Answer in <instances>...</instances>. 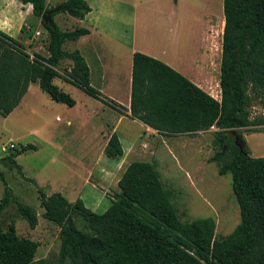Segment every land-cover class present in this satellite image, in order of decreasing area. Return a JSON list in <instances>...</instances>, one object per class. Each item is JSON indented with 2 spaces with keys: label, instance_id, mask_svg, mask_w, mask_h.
Instances as JSON below:
<instances>
[{
  "label": "trees",
  "instance_id": "1",
  "mask_svg": "<svg viewBox=\"0 0 264 264\" xmlns=\"http://www.w3.org/2000/svg\"><path fill=\"white\" fill-rule=\"evenodd\" d=\"M30 4L33 16L48 34L47 56L29 52L27 45L0 30V114L9 115L21 102L29 85L69 107L76 101L53 83L64 60L71 65L62 76L88 95L111 105L90 84V69L79 50L67 51L66 40L88 34L85 27L61 30L41 19L46 0H19ZM224 27L220 60V99L201 89L163 61L145 53L132 54L130 117L165 136L194 135L215 127L214 153L209 161L218 173L231 175L240 221L225 237H215L211 217L181 221L164 189L154 164L130 162L117 181L109 206L97 213L81 198L69 201L60 192L38 188L42 216L59 226V264H264V157H254L240 129L264 130V115L252 118L250 102L264 104V0H223ZM57 11L83 19L91 10L86 0H64ZM54 9V7L50 8ZM22 30V29H20ZM119 105V104H118ZM123 108L121 105H119ZM258 127V129H256ZM234 130L243 142L235 144ZM35 149L32 144L11 148L0 163L23 174L16 157ZM110 159H120L123 148L112 133L104 148ZM0 215L12 202L33 229L38 215L15 196L4 182ZM80 217L87 230L79 229ZM38 242L19 236L12 220L6 229L0 221V264H43L35 259Z\"/></svg>",
  "mask_w": 264,
  "mask_h": 264
},
{
  "label": "rangeland",
  "instance_id": "2",
  "mask_svg": "<svg viewBox=\"0 0 264 264\" xmlns=\"http://www.w3.org/2000/svg\"><path fill=\"white\" fill-rule=\"evenodd\" d=\"M3 1L6 0H0V6ZM62 1L46 0L45 3L47 9H57ZM86 1L102 11L98 18L107 31L100 50L105 63L103 74L97 71L98 64L91 58V49L85 46L92 70L90 84L123 103L127 102L129 92L127 48L133 36L137 43L159 49L169 41L176 43L182 61L189 65L194 60L199 63L207 60L201 55L207 45V32L213 38V49H220L219 19L224 16L223 0ZM10 2L7 11L13 22L11 36L27 40L29 52L47 56L48 34L40 20L23 10L25 21L20 24V1ZM133 19L136 22L134 32ZM53 21L61 30L84 26L79 19L61 11L53 15ZM209 22L214 23L210 30L207 29ZM62 47L67 51L79 50V39L66 40ZM70 65V60H64L55 68L58 75L53 83L75 99L74 106L52 100L37 83H32L28 93L9 115L0 114V157L13 151L9 148L10 143L17 149L26 144L35 146V149L16 157L23 174L0 163V199L5 182L13 194L33 207L38 215L37 225L31 229L12 202L0 215L3 229L14 220L19 236L38 242L35 259H42L43 264H59V226L42 216L44 209L38 188H43L47 194L60 192L71 202L81 198L85 206L102 213L118 190L117 181L128 163L143 160L154 164L181 221L211 217L215 221V237L228 235L239 223L240 215L231 187V175H220L216 164L209 161L215 151L213 131L216 128L194 135L165 136L140 127L139 123L124 120L118 131L123 155L117 160L110 159L104 153L102 132L109 131V124L118 111L114 112V107L109 104L101 105V100L65 80L62 74ZM213 69L212 87H218L216 81L220 70L217 75V65ZM196 76L201 77V74ZM249 111L252 118L264 115V104L253 99ZM253 129L251 126L240 131L251 156L264 157V130L255 132ZM74 221L79 229L89 231L79 216L74 217Z\"/></svg>",
  "mask_w": 264,
  "mask_h": 264
},
{
  "label": "crops",
  "instance_id": "3",
  "mask_svg": "<svg viewBox=\"0 0 264 264\" xmlns=\"http://www.w3.org/2000/svg\"><path fill=\"white\" fill-rule=\"evenodd\" d=\"M2 3H3V5H2ZM11 4L12 3L10 2V0L9 1L6 0V1L1 2V6H0V30L3 31L4 33L8 34L9 36H11L10 32L13 29V27H12L13 22H12L11 17L8 16L7 6H9ZM21 6L24 7L25 9H22ZM89 6L91 7V10L84 16L83 19H79L80 22H82V24H84V26H80V27H85L89 30L88 34H85V35L79 37V52L85 58V60L88 64V67L90 69V73H91L92 70H91L90 64L88 62L89 56L85 51V46L90 48L91 51H89V52L92 55L91 58L94 60V62H96L98 64L97 71H99L101 74H103V72L105 70V63H104V59L100 53V50L102 49L101 48L102 44L104 45V43H105L103 36H104V34H106L107 31L100 24V19L98 18L99 15L103 14L102 11H100L99 8H97V7L95 8L91 5H89ZM18 7H21V10H19L18 15H19L20 22H21L20 24H22V22L25 21V20H23V12L22 11L24 10L25 12L32 14L31 5L30 4H22L20 2V3H18ZM219 20L221 21V25L219 23V26L221 28L220 30H221V35H222V31H223V27H224V16H221V18ZM212 25H214V23L209 22L207 29L209 28L208 30H210ZM135 26H136V22L133 19V21H132V32L135 31ZM20 33H21V30H20ZM11 37H13V36H11ZM13 38H15V37H13ZM206 39H207V45L205 46L204 51L201 53V55L206 56L207 60L205 61V63H203V60H200L201 61L200 63H199V61L194 60L192 62V64L189 65V64L182 61L181 50L178 51V47H177L176 43L174 44L172 41H169L166 44H164L162 48L159 49V48H155V47H151V46L141 45V44L137 43V41L135 40V36H133L131 39V42L127 48V59H128V65L130 68V82H131L132 54L135 51H139V52H143L149 56H152L156 59L163 61L164 63H166L170 67L174 68L176 71L180 72L182 75L186 76L188 79H190L193 83L198 85L201 89H203L204 91L209 93L211 96H213L214 98L219 100L220 99L219 77H218V80L216 81L218 87H212L211 72H212V70H214L213 67H216V65H217V75H219L218 72L220 70L221 44H220V49L217 51L216 48H215V50L213 49V41H212L213 38H212L210 32L206 33ZM221 39H222V36H221ZM18 41L27 45V43H25L27 40H25V41L18 40ZM197 74H201V77L196 76ZM30 88H31V84L29 85V88H28L26 93H28ZM97 90L100 91L102 96L105 97L107 100H112L115 103H117V105L116 104L111 105V104L106 103V102L101 100L102 103H100V104L101 105L109 104L110 106L114 107V109H112L114 112H115V110L118 111L117 116L115 115L112 123L109 124V127H110L109 131L102 132V134H103L102 137L105 138L104 147H105V145H106V143H107V141H108V139L112 133L117 134V136L121 142V145H123L121 134L118 131H119V126L122 124V122L124 120L132 121L133 123H135V122L139 123L140 127L149 128L145 124L140 122L139 120L133 119L130 117V112H129L130 85H129V92L127 95V100H126L127 102L126 103H123L120 100H117L113 97H109V96L103 94V92H102L103 90L101 88L97 89ZM98 100H100V99H98ZM118 104L121 105L123 108H121ZM199 133H202V132H199ZM130 144L131 143H129L128 146ZM122 148H123V146H122Z\"/></svg>",
  "mask_w": 264,
  "mask_h": 264
},
{
  "label": "water",
  "instance_id": "4",
  "mask_svg": "<svg viewBox=\"0 0 264 264\" xmlns=\"http://www.w3.org/2000/svg\"><path fill=\"white\" fill-rule=\"evenodd\" d=\"M58 9L60 10V9H62V7H58L57 9H55V8L54 9H46L43 12L42 16H41L42 21L44 23H46V24H48V25L53 27L54 26V21H53L51 15L53 14L54 11H56ZM230 134L234 135L235 144L237 146H239L240 149H242L243 142H242L241 137L239 136V134H237L234 130H231Z\"/></svg>",
  "mask_w": 264,
  "mask_h": 264
},
{
  "label": "built area",
  "instance_id": "5",
  "mask_svg": "<svg viewBox=\"0 0 264 264\" xmlns=\"http://www.w3.org/2000/svg\"><path fill=\"white\" fill-rule=\"evenodd\" d=\"M39 32H37V34H38ZM13 147H15V145L13 144V143H10L9 144V148H13ZM2 149L4 150V147H2Z\"/></svg>",
  "mask_w": 264,
  "mask_h": 264
}]
</instances>
